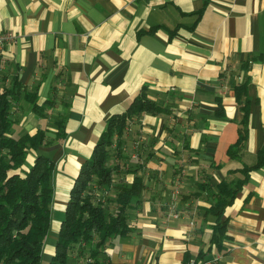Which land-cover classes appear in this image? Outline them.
Listing matches in <instances>:
<instances>
[{"label":"crops","instance_id":"crops-1","mask_svg":"<svg viewBox=\"0 0 264 264\" xmlns=\"http://www.w3.org/2000/svg\"><path fill=\"white\" fill-rule=\"evenodd\" d=\"M3 31L15 39L0 50V93L16 77L22 94L36 90L44 106L37 114L18 99L12 135L46 131L38 152L54 162L51 209L59 220L106 120L145 92L166 111L130 121L111 156L114 184L140 176L144 187L126 209L127 234L109 239L102 257L183 264L186 254L206 251L212 219L204 211L216 185L252 164L264 143V0H0ZM244 82L248 132L235 160L227 149L240 131L235 88ZM224 218L229 240L199 264H264V166ZM60 222L41 261L51 259ZM69 264H81L74 253Z\"/></svg>","mask_w":264,"mask_h":264},{"label":"trees","instance_id":"trees-1","mask_svg":"<svg viewBox=\"0 0 264 264\" xmlns=\"http://www.w3.org/2000/svg\"><path fill=\"white\" fill-rule=\"evenodd\" d=\"M21 91L15 77L11 86L0 93V264H40L50 230L54 162L38 152L45 144L46 131L14 137L11 118V107L18 99L25 100L41 115L43 105L37 104L36 90L24 94ZM235 96L237 101L243 102L242 117L238 137L228 147L227 155L240 160L248 132L246 82L235 88ZM165 111L141 92L124 112L106 120L90 158L81 166L68 193L54 251L47 264H69L73 253L81 264H110L102 257V249L112 237L127 234L126 209L140 197L144 187L140 176H133L129 184H114L117 166L110 164L111 156L120 154L121 137L130 121L146 113L156 115ZM30 151L35 152L31 163L27 161ZM263 166L264 143L252 164L241 163L216 185L214 202L204 211V215L212 219L209 247L206 251L199 250L194 258L186 254L183 264H188L190 259L199 264L206 260L211 248L224 249L223 242L229 240L225 209L233 203L250 173ZM110 203L115 204L112 211L108 209Z\"/></svg>","mask_w":264,"mask_h":264},{"label":"built area","instance_id":"built-area-1","mask_svg":"<svg viewBox=\"0 0 264 264\" xmlns=\"http://www.w3.org/2000/svg\"><path fill=\"white\" fill-rule=\"evenodd\" d=\"M15 39V35L10 31L0 32V50L8 43L13 42ZM171 216L174 218H178L179 215L174 211V205H171ZM188 264H195L192 259L189 260Z\"/></svg>","mask_w":264,"mask_h":264},{"label":"rangeland","instance_id":"rangeland-1","mask_svg":"<svg viewBox=\"0 0 264 264\" xmlns=\"http://www.w3.org/2000/svg\"><path fill=\"white\" fill-rule=\"evenodd\" d=\"M60 212L56 211L54 208L51 209V218H50V230H49V237L46 238L45 242L50 243L49 238L50 235L54 233L56 222H60L62 220L63 214L61 219L59 220ZM40 264H47L46 261H41Z\"/></svg>","mask_w":264,"mask_h":264}]
</instances>
